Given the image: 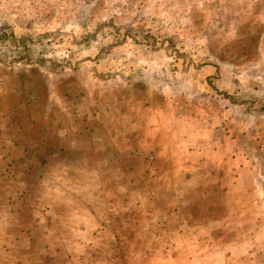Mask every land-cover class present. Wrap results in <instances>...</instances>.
<instances>
[{
    "label": "rangeland",
    "instance_id": "1",
    "mask_svg": "<svg viewBox=\"0 0 264 264\" xmlns=\"http://www.w3.org/2000/svg\"><path fill=\"white\" fill-rule=\"evenodd\" d=\"M0 264H264V0H0Z\"/></svg>",
    "mask_w": 264,
    "mask_h": 264
}]
</instances>
